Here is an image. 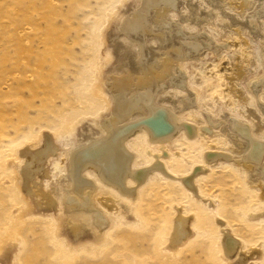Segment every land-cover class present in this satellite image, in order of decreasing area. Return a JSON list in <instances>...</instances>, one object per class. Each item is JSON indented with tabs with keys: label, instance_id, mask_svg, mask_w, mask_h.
I'll use <instances>...</instances> for the list:
<instances>
[{
	"label": "rangeland",
	"instance_id": "rangeland-1",
	"mask_svg": "<svg viewBox=\"0 0 264 264\" xmlns=\"http://www.w3.org/2000/svg\"><path fill=\"white\" fill-rule=\"evenodd\" d=\"M146 2L0 0V264H264V196L246 179L240 157L233 159L246 137L227 123L243 122L264 142V14L263 21L256 18L264 0ZM137 11L142 29L125 34L126 21ZM253 17L258 28L250 26ZM121 33L135 39L130 50L122 47ZM141 62L151 63V71L162 77L152 85L156 105L198 134L181 128L160 145L144 139L142 131L126 141L121 154L133 150L135 171L158 163L165 170L152 171L134 197L84 177L93 190L81 196L98 205L94 209L109 225L103 238L95 219L63 222L57 204L55 210L46 208L43 196L58 190L55 182L79 141L102 135L100 121L112 115L109 89L116 78H129L122 90L126 99L146 91L138 84L146 76ZM143 114L118 126L134 129ZM43 132L51 136L42 137ZM28 144L34 146L25 150ZM45 145L57 147L48 157V176L34 178L44 169L35 164L19 182L17 174ZM19 150L26 167H18ZM209 150L233 158L204 166L201 155ZM198 167L204 171L193 178L195 193H190L181 179ZM177 216L187 219L190 233L171 248ZM226 228L237 255L220 245ZM70 229L77 237L68 235ZM78 236L81 243L75 242Z\"/></svg>",
	"mask_w": 264,
	"mask_h": 264
},
{
	"label": "bare ground",
	"instance_id": "bare-ground-1",
	"mask_svg": "<svg viewBox=\"0 0 264 264\" xmlns=\"http://www.w3.org/2000/svg\"><path fill=\"white\" fill-rule=\"evenodd\" d=\"M147 1L148 2H146V3L148 4L150 1L155 2L156 0H147ZM259 2H260V0H259ZM136 3H137V1H136ZM139 3L141 4V0H138L137 5H139ZM133 5L135 7V3ZM137 5H136V7H137ZM129 8H130V6H129ZM166 9H167V7H166ZM261 9L262 10L260 11V13L257 14V12H256V18L258 17L260 19L263 16L264 6ZM123 11H125V10H123ZM120 13H122V12H119V14ZM138 14H140V13H138V11H137V13H135L134 16L131 17L132 18L131 20L126 21V27H125L126 32H125V34L126 33L129 34L128 32H134L137 29L139 32L140 26H138V24L140 21V16ZM124 16L125 15L123 14V17ZM119 18H121L120 19V21H121L122 16ZM256 18L253 17L252 21L250 22L251 27H257L258 28V26L256 25V23H258V22H256L257 21ZM261 20L263 21V18H261ZM114 27H116V26H114ZM118 29L121 30L120 28H118ZM140 29H142V28H140ZM125 34L121 33V35L120 34L119 35L121 36L120 38L125 39L128 43L123 44V42H125V41H122L123 39L122 40L120 39V41L122 42V45H123L122 47H124L125 50L126 49L130 50L134 46L133 43H134L135 39L131 40ZM119 35H117V36L119 37ZM134 35L136 36L137 34H134ZM121 42H118V43H121ZM137 46H138V44H137ZM120 51H122V50H120ZM142 62H146V60H142ZM143 64L144 63H142V65ZM147 64L146 65L144 64L145 65L144 69H146V76L143 77L144 79L142 78V80H140L138 83L141 87L147 88L145 92L139 93L138 95L136 94V96H133L130 99H126V98L122 97V94L124 93L122 90L123 89L126 90V87L130 83L128 80L129 78H126V77L116 78L115 83L111 84V87H110L111 89H109L107 86V88L109 89V91L112 94L114 106H113V104L111 106V111H112V115L110 113L111 117H108L107 120L105 119V120L100 121L101 129H102L101 131H103L102 135L99 137L98 136L90 137V138L86 139L85 141L83 140L81 143H80L81 140L79 141V144L83 148L78 147V149H75V150H73V152H70L69 157H66L67 159H66L65 173L62 174L63 176L61 178L59 176V180H57V181L55 180L56 181L55 184H56V187H58V190L56 191L54 196H51V197L49 195H46V196L44 195L45 197L43 196V198H45L43 203H44L46 208H52L53 209L54 204L55 203L57 204V206L59 208V212H60L59 216L61 217V219H63V222L70 221L72 219L80 220V218H83L85 221H88V218L89 219H95L96 233L100 236H103V238H105L107 236V228L109 227V225H107V222H106L105 218L101 215V213L94 209V208L97 209L96 206H98V205H96L94 203L96 205V206H94L92 201L89 200L88 195H87V197L81 196L83 192H90L93 190V186L91 187L90 184H88L87 179L88 178L91 179L92 181H94V183L104 184L107 187V189L110 188V189H113L115 191H119L121 193V195L125 198L134 197L135 196V188L140 186L145 181V179L149 176V174H151L152 171H159L160 173L163 174V173H165V170L158 163V165H154V166L147 167V168H142V169H139V171H135V169H133L135 167V165L133 167V164H132L133 156L131 154L133 152V150H131L132 151L131 152L130 149L128 148L129 149L128 151H130V153L128 151H126L127 150L125 148V147H127L126 141L132 140L134 135H137L142 131L144 133V139L151 140L152 142H156L157 144H160V145H163L167 140L171 139L175 134H177V132L179 130H181V128L183 130H186L188 135H191L192 137L195 136V134H198L195 130L196 127L193 128L191 126H183V124H180L181 120H179V118H176L177 117L176 115L174 116L172 113H170L166 109L164 110V108H159V106L156 105L159 101L158 102L155 101L153 94L156 93L155 92L156 90L154 91L152 85L154 83H156L157 80H160L162 77L159 76L157 73H153L151 71L152 70L151 69L152 68L151 63H149L148 65ZM140 112L146 114V116H145L144 120H142L141 123L136 126V128L130 129V127H128L127 124H125V125L123 124V125L118 126V122L120 120L124 119L125 120L124 122H126V120L132 118L134 115L137 116V114H140ZM179 116L181 117V115H179ZM182 121H183V119H182ZM230 121L227 123L231 124L230 125L231 129L234 130L235 133L237 132L239 136H243V137L245 136L246 137L244 144L242 143V145H244L243 148H239L240 150L237 149V150L233 151L232 155L234 158L233 157L232 158L236 159L237 157H240V159L237 161H242L240 168H243V170L245 172L246 179L250 180L249 178H251L252 182L257 183L258 195H259V197L260 196L263 197L264 196V142L259 141L260 139L257 140L259 137L258 134H251L250 135L251 132L250 133L247 132L246 127L244 125H242L243 122L238 123V121H237V123H236V121H235L233 123V120H232V123H233L232 124ZM98 122H97V124H98ZM184 123H186V122H184ZM92 124L95 125L94 123H92ZM251 124H252V122H250V125ZM100 125H98V126H100ZM227 132H228V129H227ZM98 133L99 132H97V134ZM253 133H254V130H253ZM47 135L51 136V134H49L47 132H43L42 137H45V136L47 137ZM234 136H237V135H234ZM95 137H97V138H95ZM243 140H244V138H243ZM233 142H236V141L233 140ZM40 143L41 142H38L37 145ZM236 143H233V144L237 145ZM86 144L90 145V146H86ZM84 145L86 147H89V148H86V147L84 148ZM242 145L240 147H242ZM32 146H34V145L28 144V145L23 146V148L25 150H27L28 147H32ZM47 147L48 146L45 145V147H43L41 150L37 151L34 154L37 158L34 159L30 163L31 166H29V163H28L29 167H26L25 166L26 164L25 165L21 164L23 159L20 156V150H19V156L20 157H19V159H17L18 167L20 166V164L22 165L21 167H23V166L26 167L23 174H21V173L17 174V175H19V178H17L19 180V182L22 179V177H28L27 176L28 172L32 171L33 167H35V164L43 166L44 169L41 170V171H43L42 174L38 173V175L37 176L35 175L36 177H34V178L37 179V178L42 177L43 175L46 177L48 176V172H49L48 157H50L56 153L57 147H55V148H49L48 147L49 149L46 150ZM123 148L126 149L125 151L128 152V154H126V155L121 154V149H123ZM228 153H229V151H228ZM202 156H203L202 159L205 162L204 166L211 164L212 162L214 163L221 158H223V159L231 158V157H229V155H225L223 153H219V151L216 152L214 150L213 151L212 150L206 151L205 153H203V155H201V157ZM154 157H155V155H154ZM237 163H239V162H237ZM237 163H235V164H237ZM89 166L92 167L93 169L88 168ZM144 167H145V165H144ZM203 168H205V167H203ZM19 169H21V168H19ZM199 170H200V172L204 171L203 169H200V168L196 169L195 171L191 170L193 172L191 173L190 176H184L185 178L183 176H182L183 178L181 177L182 178L181 182H183L187 186L190 193H193V192L195 193V186H194V182H193L194 179L193 178L197 175ZM16 171L18 173V168ZM19 172H21V171H19ZM31 174H32V172H31ZM84 177H86L87 179L85 180ZM28 182L30 183V181H28ZM17 183H18V181H17ZM29 183H27V184H29ZM30 184L31 185H27V186H32V183H30ZM24 185L25 184L20 183L19 187H20L21 191L26 193L27 196L33 198L34 197L33 191L26 189L27 186L25 187ZM87 189H89V191H86ZM53 191H54V189H53ZM71 192L76 193V195H78V196H81L80 197V198H82L81 202H79L80 200L77 201L75 198H73V196H71V195H74V194H71ZM257 192H255V193H257ZM46 194H48V193H46ZM83 196H85V195H83ZM58 198H61L59 202H57V200H56ZM107 200L109 201V199H107ZM32 203L38 204V202L35 200H32ZM47 210H49V209H47ZM53 210H55V209H53ZM56 211H58V210H56ZM177 217L178 218L175 219L176 221L174 222V226H172V229L170 231V235L168 238V240H169L168 243H169L171 248H176L177 245H179L181 242H183L184 239H186L190 233L189 232L190 230L188 229L187 222H186L187 219L186 218H185L186 220L183 219L182 216H180V217L177 216ZM75 225H74V227H75ZM76 226H78V225H76ZM80 227H82V226H80ZM71 229L74 230L73 228H71ZM71 229L69 230V232L67 231L68 235H70L71 237H77L76 233H72L73 231L71 232ZM77 241H79L81 243L82 238L80 239V237H79L78 240H76L75 242H77ZM236 243H239V242L236 241ZM220 245H221L224 253H227L230 255L236 254L235 251L232 253V251L234 250V246H235V239H233L231 237V234L228 232L227 228L222 230V233L220 235ZM238 246L241 247V242ZM238 246L236 248H238ZM236 252H237V250H236ZM254 253L259 254V252H256V251Z\"/></svg>",
	"mask_w": 264,
	"mask_h": 264
}]
</instances>
